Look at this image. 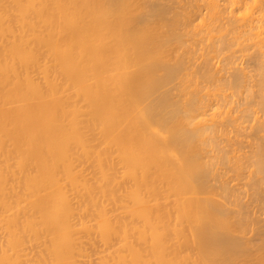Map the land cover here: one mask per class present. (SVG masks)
Returning a JSON list of instances; mask_svg holds the SVG:
<instances>
[{
  "label": "bare ground",
  "instance_id": "6f19581e",
  "mask_svg": "<svg viewBox=\"0 0 264 264\" xmlns=\"http://www.w3.org/2000/svg\"><path fill=\"white\" fill-rule=\"evenodd\" d=\"M241 194L264 0H0V264H264Z\"/></svg>",
  "mask_w": 264,
  "mask_h": 264
},
{
  "label": "rangeland",
  "instance_id": "374dc122",
  "mask_svg": "<svg viewBox=\"0 0 264 264\" xmlns=\"http://www.w3.org/2000/svg\"><path fill=\"white\" fill-rule=\"evenodd\" d=\"M230 176H231V174H227V173H225L224 174V176H223V178L228 182V184H229V186H230V184H231V182H230ZM239 191H243V187H239ZM238 191V192H239ZM241 201H242V203H241V212H243V213H245V214H247L248 216H250V218L253 220L254 219V217H255V220L256 221H258V222H261V225L260 224H257L256 222H255V220H253L254 222H255V224H257L256 226H258V225H260V226H263L264 225V217H263V215L264 214H262V213H264L263 211V207H261L262 205L264 206V203H260L261 204V206H258L259 207V209H258V207L257 208H255L254 207V204H252L251 202L249 203V201L247 200L248 198H246V196L244 195V194H241ZM256 204V203H255ZM259 204V205H260ZM245 205V206H244ZM244 207V208H243ZM255 208V209H254ZM263 208V209H262ZM243 209V210H242ZM261 209L263 210V211H261ZM260 210V212H258ZM256 213V214H255ZM260 213V214H259ZM260 217V218H259ZM263 217V218H262ZM261 220V221H260ZM263 221V222H262ZM259 226V227H260ZM264 227V226H263ZM263 227H261L260 229H263L264 230V228ZM251 234V233H250ZM245 234V236H247V238L249 237V238H251V239H254V234ZM250 235V236H249ZM246 238V239H247ZM248 238V239H249ZM248 252H250V251H248ZM250 253H252V250H251V252Z\"/></svg>",
  "mask_w": 264,
  "mask_h": 264
}]
</instances>
